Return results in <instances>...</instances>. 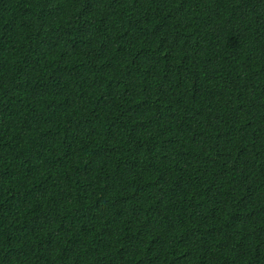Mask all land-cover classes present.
I'll return each instance as SVG.
<instances>
[{"label": "trees", "instance_id": "obj_1", "mask_svg": "<svg viewBox=\"0 0 264 264\" xmlns=\"http://www.w3.org/2000/svg\"><path fill=\"white\" fill-rule=\"evenodd\" d=\"M0 264H264V0H0Z\"/></svg>", "mask_w": 264, "mask_h": 264}]
</instances>
